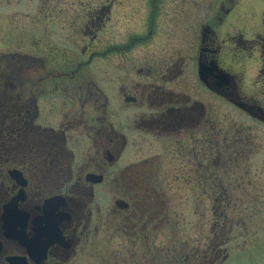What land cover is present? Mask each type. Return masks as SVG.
<instances>
[{
    "label": "flooded vegetation",
    "instance_id": "1",
    "mask_svg": "<svg viewBox=\"0 0 264 264\" xmlns=\"http://www.w3.org/2000/svg\"><path fill=\"white\" fill-rule=\"evenodd\" d=\"M174 3L172 13L166 12L177 24L206 18L194 42L184 33L196 89L264 124V0L248 1L247 37L239 27V0ZM159 5L152 6V21ZM29 39L24 81L9 77L5 69L16 68L13 64L0 66V264H190L175 258V240L161 248V228L173 232L159 219L160 196H166L160 191L170 182L159 176L155 162L148 165L145 153L152 148L140 160L127 161V134L113 128L111 104L108 97L104 102L96 97L103 94L90 72L87 80L78 69L33 80ZM157 60L139 68L141 96H126L124 103L142 110L138 135L162 136L190 157L192 120H202L206 108L186 83L174 85L186 74L182 62L178 68L173 57L165 66ZM179 136L183 140L176 143ZM150 155L157 157V151ZM210 157L202 155L196 171L183 167L171 184L190 185L196 177L195 184L202 185L214 168ZM139 168L142 175L132 176Z\"/></svg>",
    "mask_w": 264,
    "mask_h": 264
},
{
    "label": "rangeland",
    "instance_id": "2",
    "mask_svg": "<svg viewBox=\"0 0 264 264\" xmlns=\"http://www.w3.org/2000/svg\"><path fill=\"white\" fill-rule=\"evenodd\" d=\"M155 1H160V13L152 21ZM175 1L183 0H0V66L13 64L16 68L5 69L9 77L24 81L22 67L27 64L24 54L30 37L33 80L76 69L87 80L90 72L96 91L103 94L96 97L101 102L108 97L111 104L113 128L127 134V161L140 160L144 149L152 148L157 157L146 151L148 165L154 164L152 160L159 166V176L168 177L170 184L160 191L166 196H160L159 219L160 226L170 225L173 232L161 228V248L175 240V258H187L190 264H264V124L196 89L195 69L187 66L184 52L188 47L184 33H191L194 42L193 34L206 18L177 24L175 16L166 12L172 13ZM248 1L239 0V27L245 37L251 16ZM171 57L176 67L181 68L182 62L186 72L174 85L186 83L206 108L205 120H192L190 157L184 156L181 144L176 147L173 141L165 144L162 136L138 135L135 128H142L138 119L142 110L124 103L126 96H141L137 87L141 66L151 68L159 58L165 66ZM48 77L42 79L50 81ZM150 92L146 89L144 96ZM202 155L207 160L210 155L214 167L208 168L202 185L195 184L196 177L190 185L171 184V177L180 176L183 167L196 171L194 163ZM140 170L131 175H142Z\"/></svg>",
    "mask_w": 264,
    "mask_h": 264
},
{
    "label": "water",
    "instance_id": "3",
    "mask_svg": "<svg viewBox=\"0 0 264 264\" xmlns=\"http://www.w3.org/2000/svg\"><path fill=\"white\" fill-rule=\"evenodd\" d=\"M239 108H241V109L244 110V111H247V109H245L244 106H239ZM247 112H248V111H247Z\"/></svg>",
    "mask_w": 264,
    "mask_h": 264
}]
</instances>
